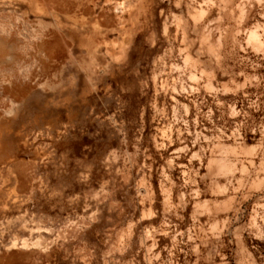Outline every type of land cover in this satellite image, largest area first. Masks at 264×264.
<instances>
[{
	"label": "rangeland",
	"instance_id": "rangeland-1",
	"mask_svg": "<svg viewBox=\"0 0 264 264\" xmlns=\"http://www.w3.org/2000/svg\"><path fill=\"white\" fill-rule=\"evenodd\" d=\"M0 264H264V0H0Z\"/></svg>",
	"mask_w": 264,
	"mask_h": 264
}]
</instances>
